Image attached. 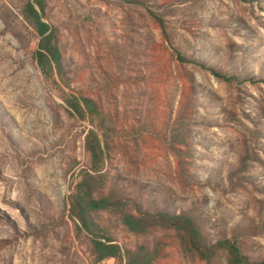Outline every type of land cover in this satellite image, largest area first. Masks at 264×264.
Instances as JSON below:
<instances>
[{
  "label": "rangeland",
  "instance_id": "374dc122",
  "mask_svg": "<svg viewBox=\"0 0 264 264\" xmlns=\"http://www.w3.org/2000/svg\"><path fill=\"white\" fill-rule=\"evenodd\" d=\"M94 238L264 264V0H0V264H125Z\"/></svg>",
  "mask_w": 264,
  "mask_h": 264
},
{
  "label": "trees",
  "instance_id": "16d2710c",
  "mask_svg": "<svg viewBox=\"0 0 264 264\" xmlns=\"http://www.w3.org/2000/svg\"><path fill=\"white\" fill-rule=\"evenodd\" d=\"M29 11L31 12L40 36L42 37L41 43L39 46V50L37 51V56H39L38 60L41 62L44 59L49 62L58 63L59 58L61 57L60 51L53 41V32L49 29L48 25L41 21V17L37 14L34 7L30 4ZM89 205L93 209H101L104 206L105 201H96L89 197ZM169 223H171L174 227H178L181 229H185L187 233L190 235L192 239H195L197 235L195 229L188 219L185 218H173L168 217ZM131 218L126 219V224L131 225ZM84 227L88 230L87 223L84 221ZM96 253L98 254L99 261H106L108 259L114 258L120 263L124 262L125 264H153V259L151 253L145 250V248L134 250H127L122 248L120 245L113 243L110 239L105 238H94L92 240Z\"/></svg>",
  "mask_w": 264,
  "mask_h": 264
}]
</instances>
